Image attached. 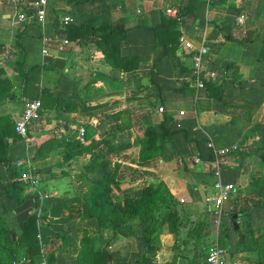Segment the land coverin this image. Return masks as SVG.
Here are the masks:
<instances>
[{
  "label": "crops",
  "instance_id": "1",
  "mask_svg": "<svg viewBox=\"0 0 264 264\" xmlns=\"http://www.w3.org/2000/svg\"><path fill=\"white\" fill-rule=\"evenodd\" d=\"M35 1L0 0V78L7 80L8 92L15 97L20 84L17 62L23 52L26 73L22 101L0 97V116H8L14 121L21 114L24 100L33 98L40 104L39 117L29 124L26 137H7L10 165L14 167L16 160L26 159L25 168L36 177L34 186L31 189L27 186L25 191L35 194L37 204L38 195L42 197L41 221L35 220L39 251L32 264H38L41 255L46 261L47 254H52V264H88L90 257L86 251H81L79 243L83 233L92 238L91 249L103 248L111 263H139L146 246L143 236L122 235L113 228L111 220L105 227H98L88 211L85 193L78 196V191L73 188V184L88 181V174L84 173L88 157L73 152L87 143L77 137V130L83 124H89L96 132L92 139L99 140V130L106 125L103 119L121 109L125 110L130 126L122 132L110 131L113 135H108V139L117 147L136 143L137 129L159 123L162 114L157 112L158 107L174 117L182 132L157 140L164 160L155 162L158 170L154 176L134 181L124 178L113 186L110 195L124 208L133 204L143 187L163 183L172 196L176 222L173 232L166 226L153 232L155 251L151 263L204 264L197 241L187 234L194 223H202L205 210L214 219L205 201L208 185L214 176L206 158L207 148L195 143L193 138L198 132L213 136L222 130L218 123L220 111L206 110L204 103L219 100L223 108V103L239 105L247 101V97L258 95L248 89H237L233 82L263 80L259 71L264 68V63L256 60L262 43L247 35L238 39L240 42L233 37L238 31L237 25L234 21L229 22L228 12L223 9L228 0L213 3L210 0H46L42 24L14 23L13 10L33 6ZM166 8H176L177 12L180 11L179 17L165 15ZM187 10L190 15L185 17L182 14ZM65 15L71 20L62 24ZM215 23L218 26L215 27ZM116 24L126 30V44L119 47L120 55L138 58L137 68L132 72H122L107 63L96 43ZM68 25L76 26L77 31L69 32ZM156 26H162L165 34V30L173 35V31L177 32V39L172 43L176 49L171 55L163 52L161 40L156 43L152 29ZM258 30L259 27L254 26L244 33L258 35ZM180 38L193 43L205 42V63L218 71L220 79L218 99L210 97L206 90H193L190 63L179 43ZM62 40L67 43H61ZM101 46L104 47L105 43L102 42ZM224 64L237 66L234 81L230 79L231 69H223ZM185 104L191 105L193 115L183 113L181 106ZM218 143L213 144L218 148L229 147ZM127 149L121 151L129 153L130 147ZM64 152L70 155L63 157ZM132 166L136 167L135 163ZM227 168L230 167L226 161L220 179L237 181L238 171L232 168L229 175ZM11 179L10 167L0 162V215L5 227L17 238L21 234L20 223L33 211L34 202L29 197L19 205L15 204L4 187ZM228 200L222 206L220 217ZM134 222L135 219L131 221ZM55 234L58 237L53 241L42 244L44 238ZM242 237L244 244L243 233ZM238 244L236 251L233 246L225 250V264H250L249 261L255 260L250 251ZM14 253V258L19 257L25 253V248H14Z\"/></svg>",
  "mask_w": 264,
  "mask_h": 264
},
{
  "label": "trees",
  "instance_id": "2",
  "mask_svg": "<svg viewBox=\"0 0 264 264\" xmlns=\"http://www.w3.org/2000/svg\"><path fill=\"white\" fill-rule=\"evenodd\" d=\"M214 1L216 0H211L210 2L213 3ZM260 10L261 9L255 8L257 14L260 13ZM179 14L180 11L177 12L176 17H179ZM262 14V22L264 24V10ZM182 15L188 17L190 15L189 10L185 11V14ZM245 24L250 25L247 16ZM66 28L69 32L77 31V27L73 25H68ZM99 28L106 27L100 26ZM152 29L156 35V43L158 44V40H161V44L164 46L163 52L171 55L176 49L175 45L172 43L177 39V32L173 31V35L170 31L165 30L167 32L165 34L162 26H156ZM125 31L126 30L121 24L113 25L111 30L103 33L99 37V42L96 43L101 47L103 58L107 63L122 72H132L137 68V56H123L119 53V47L126 44ZM226 38L231 39L229 36H226ZM102 42L105 43L104 47L101 46ZM237 42H240V40ZM23 58L24 52L17 62V73L20 77L18 96L15 97L12 93L8 92L7 80L0 78V97L2 99L16 102L22 101L23 84L26 76L23 70ZM256 60L257 62L264 63V43L259 50ZM223 66V69H225V67L231 69L230 79L234 81V74L236 73L237 66L233 64H224ZM219 81L220 79H218L217 76L214 80L206 83L205 90L210 97L218 99V92L220 90ZM233 83L237 89H248L264 98V80H235ZM124 111V109L117 110L110 116H107V120L110 121L108 128L109 132L107 134L113 135L110 131L122 132L124 129L129 128L130 122L129 119L125 117ZM82 129V139L87 143L73 153H84L88 157V162L84 166V173L85 175L88 174L86 176L90 183V188L85 193L84 200L91 217H93L97 226L100 228L105 227L109 220H111L113 228L122 235H142L146 246L144 248L143 257L140 258L138 264H152L151 257L155 251L152 236L153 232L155 229L162 226L168 227L169 231H174L176 216L170 210V206L173 203L171 194L161 182H159L156 187L147 185L140 190L139 196L134 200L133 204L122 208L118 203L113 201L110 192L113 186L118 185L124 178H127L129 181H134L141 177L154 176L155 174L153 172L144 169V166L148 165L150 162L153 164L155 162V160H152L153 157L147 156V152L156 146L158 139H167L173 133L182 132V130L178 128L177 122L171 114L162 112V119L156 126H147L140 130L137 129L136 141L139 155H136V158H129V153L121 151L124 148L121 147L122 149H120V147H117L115 144H111L109 140L103 136H100L99 140L92 139L96 132L89 124H83ZM9 135L14 137L16 135L14 132V121L8 116H0V162L10 167L12 178L9 183L4 184L5 191L9 198L13 199L17 205L21 204L26 198H32L34 209L32 212L28 213L20 223L21 234L14 240H11L10 236L12 230H8L5 227L0 215V264H11L15 256L14 248L18 247L25 248V253L23 255L28 259L26 264H32L34 257H38L39 251L35 228L37 203L35 194H29L25 191L27 185L18 179L17 171L8 161L7 137ZM128 147L129 145H127V148ZM69 155L70 153L64 152L63 157ZM258 157L259 160H264V154H260ZM134 163L136 167L132 166ZM251 184L253 189L255 188L254 195L256 200L249 203L248 200L244 199L238 209L233 211V213L236 214V220L239 219L240 215L247 214L246 212L255 213L257 216L260 215L259 211H256V204H259V206L264 209V183L257 178L253 180ZM133 219H135L136 222L131 223ZM230 227L232 229V226ZM56 237H58V234L48 236L42 240V244H48ZM91 240L92 238L86 233H83L79 242L81 251H86L90 257L88 264H125L121 262L111 263L107 252L103 248L92 250L90 247ZM52 263V254H47L46 264Z\"/></svg>",
  "mask_w": 264,
  "mask_h": 264
},
{
  "label": "rangeland",
  "instance_id": "3",
  "mask_svg": "<svg viewBox=\"0 0 264 264\" xmlns=\"http://www.w3.org/2000/svg\"><path fill=\"white\" fill-rule=\"evenodd\" d=\"M226 5L227 7L224 5L223 9L228 12L227 17L229 22H233L235 16L241 12L246 14L247 20L250 22V25H246L244 23L242 26H235L238 31L235 32L233 37L235 36V39H242L243 36L247 35L250 38L253 37L258 39L263 44L264 24L262 22V12L264 10V0H232V2L228 0ZM216 6L220 8L219 5ZM255 8L261 9L260 13L257 14L255 12ZM211 22L214 23V21ZM214 26L216 27L218 25L215 23ZM254 26L259 27L258 35H256L255 32L244 33V30L248 31ZM216 72L218 76V71L216 70ZM259 72V75H261L263 77L262 79L264 80V68ZM204 106H206V110L210 109L218 113L220 111L218 123L220 122L219 124L222 130L213 134V136H207L202 132H198L193 139L195 143H200L204 147L207 142L215 144L216 141H218V144L232 148V152L225 156L228 162V167H230L227 168L229 169L228 174L231 175L233 168L238 171L239 176L237 181H234V183L237 185L236 192H234L235 194H231L230 197L232 198H230L225 204V210H223L219 224L216 225L209 212L205 210V216L202 219V223H194L191 231H189L187 234L190 235L192 239L197 241L198 249L202 254V257L205 255L207 248L211 244H216L225 250H230V247L233 246L232 248L234 251H236L235 249H237L238 243L236 231H233L230 227V215L234 210L238 209L244 199L248 200L249 203H252L256 200L254 195L255 188L253 189L251 184L253 180L258 178L264 183V160L261 161L258 157L260 154H264V98L259 95L251 98L247 97V101H242L239 103V105H226L223 103V108L221 107L219 100L209 104L204 103ZM181 107V109L184 110V114L193 115V109L191 108V105L188 107L187 104H185ZM199 107L201 106H197L196 108ZM162 112L160 113L162 114ZM239 115L241 117H238ZM103 121L106 125H104L101 130H99L98 135L108 139L109 134L107 133L109 132L108 127L110 121L107 119H103ZM136 122L137 121H135V123ZM147 126L154 127V125L148 124L140 128L142 129ZM134 128L138 127L134 126ZM121 147L128 151L127 145H121ZM121 147L120 149H122ZM129 147V158H136V155H139L137 152V141L136 143L129 145ZM195 152H197V150ZM147 156L153 157L152 160H155V162L157 160H164L161 157L159 143H157L156 146L147 152ZM206 158L207 160H210L209 152L208 157ZM180 160L182 159L180 158ZM203 160L206 159L203 158ZM87 162L88 158L85 164H87ZM155 162L154 164L150 162L148 165L144 166V169L153 172L154 174L157 173L158 166L155 165ZM73 188L78 191V196H80L82 192L86 193L89 190L90 183L86 180H83L78 184H73ZM174 206V203H172L170 206L171 211L173 210ZM256 211H259L260 215L257 216L255 213L248 212H246L247 214L240 215L238 219V225L239 230L245 236V243L242 244L243 242H241L239 244H241L240 246L242 249L250 251L253 254L255 260L249 261L250 264H264V209H262L259 204H256ZM180 238L181 237H179V239ZM191 238L190 240H192ZM240 246H238L239 249Z\"/></svg>",
  "mask_w": 264,
  "mask_h": 264
},
{
  "label": "built area",
  "instance_id": "4",
  "mask_svg": "<svg viewBox=\"0 0 264 264\" xmlns=\"http://www.w3.org/2000/svg\"><path fill=\"white\" fill-rule=\"evenodd\" d=\"M46 14V0H36L33 6L28 8L13 10V22L16 24L27 23H39L42 24L45 20ZM164 14L167 16H176V8H166ZM71 20L69 15H65L61 19L62 24H67ZM246 14L238 13L234 18V24L242 26L245 23ZM61 43H67L66 40H62ZM179 43L184 53L187 55L190 66L189 75L192 87L195 91L205 90L206 83L212 81L217 77V73L214 69L209 68L205 63V55L207 53V46L203 40H199L197 43H193L190 40L180 38ZM40 110V104L37 99L24 100L21 114L14 119V132L21 138L26 137L28 126L30 123L37 120L38 111ZM157 112H162V108L158 107ZM181 113V112H179ZM83 136V129L77 130V137L81 140ZM205 147L209 152V162L212 166V173L214 180L208 186V190L205 195V201L210 206V211L214 215V222L217 225L221 214V209L226 200H228L232 193L236 191L234 182L223 181L220 179V171L226 164L225 156L232 152L230 147H215L212 143L207 142ZM26 159L20 158L14 162V167L18 170V179L26 184L31 189L36 181V177L31 173L25 164ZM38 204L36 206V219L40 222V204L42 197L38 195ZM226 251L216 244H211L204 255V264H225ZM27 257L21 255L13 258L11 264H26ZM38 264H46L44 258L40 257Z\"/></svg>",
  "mask_w": 264,
  "mask_h": 264
},
{
  "label": "water",
  "instance_id": "5",
  "mask_svg": "<svg viewBox=\"0 0 264 264\" xmlns=\"http://www.w3.org/2000/svg\"><path fill=\"white\" fill-rule=\"evenodd\" d=\"M231 226H232V229L236 231L237 242L241 243L242 242V233L239 230V226H238V223L236 220V214L235 213L231 214ZM10 236H11V240L15 239V235L13 232L10 233Z\"/></svg>",
  "mask_w": 264,
  "mask_h": 264
}]
</instances>
